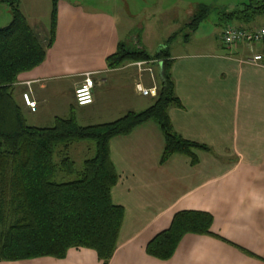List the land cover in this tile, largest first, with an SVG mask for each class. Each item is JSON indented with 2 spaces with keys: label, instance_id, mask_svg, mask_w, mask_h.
Instances as JSON below:
<instances>
[{
  "label": "crops",
  "instance_id": "0c3cea01",
  "mask_svg": "<svg viewBox=\"0 0 264 264\" xmlns=\"http://www.w3.org/2000/svg\"><path fill=\"white\" fill-rule=\"evenodd\" d=\"M4 1L8 0L0 4L8 5ZM81 1H58L56 36L45 62L22 74L14 86L15 100L30 126L39 127L48 116L54 125L56 118H68L72 110L78 123H88L81 126L111 123L154 103V98L138 93L136 85L158 87L161 65L149 62L143 71L132 64L109 69L107 58L125 42L117 16L102 9L101 1ZM21 6L19 0L20 11L32 26ZM42 6L49 9L51 23L53 0L31 2L35 13ZM261 23L244 29L261 28ZM48 32L43 31L44 41ZM142 39L143 33V47ZM226 50L189 52L170 47L175 95L181 106H171L169 116L179 137L208 148L193 151L196 164L182 154L161 163L165 136L155 122L112 140L111 158L120 176L112 200L124 208L125 217L109 264H264V63L251 62L254 55L264 53V46L239 43ZM86 73H92L96 83L94 101L80 107L75 90ZM26 93L37 104L35 112L23 101ZM100 115L111 118H96ZM182 211L213 215V232L229 243L189 234L169 261L149 256L147 245ZM0 264L102 262L95 251L81 248L71 249L65 259Z\"/></svg>",
  "mask_w": 264,
  "mask_h": 264
},
{
  "label": "trees",
  "instance_id": "16d2710c",
  "mask_svg": "<svg viewBox=\"0 0 264 264\" xmlns=\"http://www.w3.org/2000/svg\"><path fill=\"white\" fill-rule=\"evenodd\" d=\"M58 1L53 0L45 41L20 11L19 0L4 1L10 7L12 21L0 29V262L65 259L71 249L84 248L95 251L102 264H109L118 248L125 217L124 208L112 200V190L120 178L111 158L112 140L155 122L165 136L162 164L176 154L187 155L196 164L193 151L208 148L184 140L173 130L169 108L181 106L171 73L169 44L175 37L151 55L141 45V32L137 35L138 47L130 49L128 43H120L107 58V66L114 70L136 62L160 64L158 95L150 108L92 126H81L72 110L68 118H56L51 128L30 126L15 100L14 86L22 74L45 62L56 36ZM207 15L206 9L194 14L187 25L189 32L195 33ZM224 16L227 23H238L240 27H236L244 29L257 17H264V0L241 5ZM85 141L95 143L96 155L77 170L69 152L74 144ZM56 155L59 164L55 162ZM58 173L71 180L56 182ZM213 225L210 213L179 212L171 226L147 245V254L169 261L189 234L227 243L213 232Z\"/></svg>",
  "mask_w": 264,
  "mask_h": 264
},
{
  "label": "rangeland",
  "instance_id": "374dc122",
  "mask_svg": "<svg viewBox=\"0 0 264 264\" xmlns=\"http://www.w3.org/2000/svg\"><path fill=\"white\" fill-rule=\"evenodd\" d=\"M32 1L22 0L21 8H23L25 14L30 19L34 30L43 38L45 34L43 31L47 32L49 29L50 11L42 6V9L35 13L31 10ZM90 1L96 0H82L81 2L87 4ZM98 1L102 2L100 5L102 9L117 16L121 36L129 44L130 49H136L138 47L136 44L137 39L133 36H137L141 32V34L143 33L142 40L144 49L150 54H155L159 49L165 48V45L171 37H175L169 44V47L173 51H210L218 47L224 52H228L226 50L228 46L223 44L221 34L226 25H240L235 22L227 23L224 13L234 11L241 7V5L251 3V1L261 2L263 0H169L172 5L171 7L167 6L170 3L165 2V0ZM203 9L207 10V18L201 22L195 33H190L187 25L191 21L192 16L198 14ZM11 21L12 14L10 7L7 4H0V29L7 27ZM262 21H264V17L259 16L254 22L246 26H260ZM39 30L41 31L39 32ZM128 90L130 92V87ZM149 99L147 101H150ZM96 118H107V120H110L111 117L100 115ZM51 120L52 117L48 116L40 123L39 128L53 127V123L49 124ZM28 124L32 123L28 122ZM79 124L84 125L88 123L79 121ZM95 155L96 145L92 141L74 144L69 152V157L75 162L77 170H82L84 162L93 159ZM55 162L59 164L58 155L55 157ZM69 180L71 178L64 177L60 173L55 178V181L59 183Z\"/></svg>",
  "mask_w": 264,
  "mask_h": 264
},
{
  "label": "built area",
  "instance_id": "2783aa9c",
  "mask_svg": "<svg viewBox=\"0 0 264 264\" xmlns=\"http://www.w3.org/2000/svg\"><path fill=\"white\" fill-rule=\"evenodd\" d=\"M221 40L225 46H232L236 44H246V45H255L262 44L264 46V27L258 29H242L233 25H227L221 35ZM254 64H263L264 63V53L254 55L251 60ZM149 62H136L132 63V66L137 67L140 71L147 70L144 67L148 65ZM151 71V69H149ZM96 84L93 79L92 73H86L84 75V80L75 90V101L76 104L80 107L88 106L93 104L94 101V90ZM136 90L144 97L156 98L158 95L157 87L145 88L141 83L136 85ZM24 103L35 112L37 109V104L34 102L29 94L23 95Z\"/></svg>",
  "mask_w": 264,
  "mask_h": 264
}]
</instances>
